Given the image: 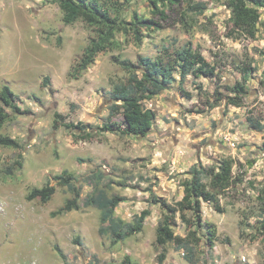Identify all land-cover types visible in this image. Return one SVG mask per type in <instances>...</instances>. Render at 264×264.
Returning <instances> with one entry per match:
<instances>
[{
    "label": "rangeland",
    "instance_id": "1",
    "mask_svg": "<svg viewBox=\"0 0 264 264\" xmlns=\"http://www.w3.org/2000/svg\"><path fill=\"white\" fill-rule=\"evenodd\" d=\"M199 2L206 4L202 13L188 11ZM135 11L164 28L144 31L141 43L119 34L114 47L76 79L69 73L92 28L83 20L66 24L57 0H0V91L10 86L25 111L6 107L9 120L0 129L22 145L21 151L0 146V264H123L127 256L135 264H189L174 243L157 244L164 209L152 196L174 203L183 196L180 181L192 165L227 157L242 182L220 197L223 212L203 202L204 221L217 236L213 246L202 248L198 264L262 263L264 243L254 224L264 216V127L252 128L248 117L264 123V10L255 38L239 32L229 0H182L167 7L160 0H135L127 5L128 17ZM187 43L216 66V75H188L184 81L178 76L146 100L156 119L144 137L103 130L106 121L124 119L110 109L113 82L128 75L119 60L137 62L140 55L155 57L165 46ZM238 81L248 89L241 106L228 102L234 94L227 86ZM79 122L93 138L81 139L78 129L65 126ZM19 152L21 168L15 163ZM100 173L103 185L124 197L117 216L131 221L151 209L142 232L117 243L99 233L101 211L85 206L84 199L93 190L88 178ZM62 176H71L70 183L61 184ZM47 184L56 189L49 202L28 200L33 189ZM74 187L81 208L54 214L74 198ZM174 228L185 234L180 219Z\"/></svg>",
    "mask_w": 264,
    "mask_h": 264
},
{
    "label": "trees",
    "instance_id": "2",
    "mask_svg": "<svg viewBox=\"0 0 264 264\" xmlns=\"http://www.w3.org/2000/svg\"><path fill=\"white\" fill-rule=\"evenodd\" d=\"M57 1L63 11V20L66 24L83 20L93 30L89 43L69 73L76 79L80 78L83 72L94 64L102 52L114 47L119 34H131L136 43H141L146 37L144 31L164 28V23L161 21L144 17L136 11L128 17L127 5H131L135 0ZM160 1L166 7L180 5L182 2V0ZM229 5L233 10V22L239 32L247 37L255 38L260 30L259 25L263 22L261 9L264 10V0H229ZM187 8L188 11L202 13L206 4L203 2L194 3L188 5ZM160 14L164 21L169 18L165 7L160 10ZM119 64L128 75L122 81L113 82V103L110 109L111 114L123 115V123L110 119L104 123L102 129L139 137H144L149 133L156 119V112L145 105L146 100L168 88L177 81L178 76L181 77V81H184L188 75L195 77L216 75V66L211 64L201 50L194 47L192 43L173 48L165 46L155 57L140 55L137 62L123 59L119 60ZM247 71L248 68L243 67L245 81L248 79ZM227 89L234 94L228 96V102L241 106L243 97L248 92L246 83L238 81L232 86H227ZM183 92L190 95L185 89ZM216 94L222 95V92L217 89ZM216 104L217 102L213 103L212 107ZM6 107L17 113L25 112L16 103V95L8 85H5L0 91V129L9 120ZM248 121L252 128L262 129L264 127V123L253 116H249ZM65 126L68 129H78L81 139L87 140L94 136V133L88 131L86 125L81 122L66 123ZM0 146L13 147L20 151L22 149L21 143L9 135H0ZM15 163L20 168L23 166L21 152H19ZM9 169L12 171V168ZM186 173L188 176L180 181V185L183 187L181 199L169 203L164 198L152 196V202L160 204L164 209V214L157 227L156 242L158 245L174 243L176 248L184 250V256L189 264H198V254L202 252V248L206 244L213 246L217 236L216 228L204 221L203 202L211 203L218 212H223L220 197L242 182V179L234 173L232 157L223 158L218 163L210 165L197 162ZM58 178H62L61 184H68L71 181V176ZM103 178L104 174L102 173L88 178L93 190L84 199L85 206H94L101 211L99 233L109 236L114 243H117L142 232L146 219L151 215V209H143L131 221L117 216L116 208L124 200V197L111 193L109 185H103ZM55 190V186L47 184L42 188L33 189L27 198L28 200L39 198L42 203H47L51 200ZM73 192L74 198L67 199L64 206L54 214L81 208V192L76 187L73 188ZM177 219H180L185 227L184 235L175 231ZM254 228L264 243V216L255 222ZM204 229L207 230L206 240L202 233ZM165 258V253H161L159 262H163ZM123 264L135 263H132L127 256ZM261 264H264V255Z\"/></svg>",
    "mask_w": 264,
    "mask_h": 264
}]
</instances>
